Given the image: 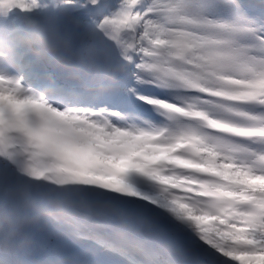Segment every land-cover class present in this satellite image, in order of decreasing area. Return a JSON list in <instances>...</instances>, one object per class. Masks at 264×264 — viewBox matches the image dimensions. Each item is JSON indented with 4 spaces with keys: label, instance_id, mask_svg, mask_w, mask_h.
<instances>
[{
    "label": "snow or ice",
    "instance_id": "snow-or-ice-1",
    "mask_svg": "<svg viewBox=\"0 0 264 264\" xmlns=\"http://www.w3.org/2000/svg\"><path fill=\"white\" fill-rule=\"evenodd\" d=\"M21 12L60 55L0 63V264H264V0Z\"/></svg>",
    "mask_w": 264,
    "mask_h": 264
},
{
    "label": "clouds",
    "instance_id": "clouds-1",
    "mask_svg": "<svg viewBox=\"0 0 264 264\" xmlns=\"http://www.w3.org/2000/svg\"><path fill=\"white\" fill-rule=\"evenodd\" d=\"M18 39L20 44L28 48L37 64L47 65L60 55L56 32L40 24L29 23L28 31ZM56 66L66 70V66L63 64H57Z\"/></svg>",
    "mask_w": 264,
    "mask_h": 264
}]
</instances>
